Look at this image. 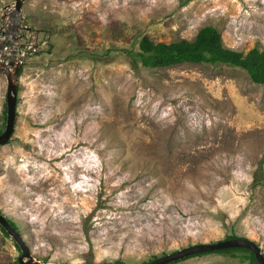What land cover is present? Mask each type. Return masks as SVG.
Masks as SVG:
<instances>
[{"label":"rangeland","instance_id":"1","mask_svg":"<svg viewBox=\"0 0 264 264\" xmlns=\"http://www.w3.org/2000/svg\"><path fill=\"white\" fill-rule=\"evenodd\" d=\"M13 3L0 0V43L20 42L22 61L0 212L31 255L144 264L231 234L264 255V86L230 64H131L141 38L190 41L205 26L226 48L264 51V0H24L15 28ZM5 92L0 73V131ZM16 246L0 229V264H19Z\"/></svg>","mask_w":264,"mask_h":264},{"label":"trees","instance_id":"2","mask_svg":"<svg viewBox=\"0 0 264 264\" xmlns=\"http://www.w3.org/2000/svg\"><path fill=\"white\" fill-rule=\"evenodd\" d=\"M131 57V64L134 67H136L137 63H140L145 67H164L184 62L230 64L246 70L253 82L264 86V51L252 48L244 54L242 52L226 48L222 45L220 35L217 30L211 26L202 27L196 33L194 39L190 41L186 39H179L169 43H154L147 37H143L138 42V51L131 53ZM19 74L20 71L18 72V75ZM7 220L9 224L16 229L15 224L8 218ZM0 229L4 235H7L1 226ZM236 237V235L231 234L227 236L226 239ZM16 247L18 248V246ZM235 250H241L248 253L247 264H257L253 253L244 248H228L213 252L221 253ZM201 254L204 253H198L189 257ZM113 264H123V262L121 260H116Z\"/></svg>","mask_w":264,"mask_h":264},{"label":"water","instance_id":"3","mask_svg":"<svg viewBox=\"0 0 264 264\" xmlns=\"http://www.w3.org/2000/svg\"><path fill=\"white\" fill-rule=\"evenodd\" d=\"M24 0H14V3L9 10V17L16 20V23L12 24L15 27L18 26V21L21 15V6ZM4 18V17H3ZM4 23V22H3ZM9 32H5L0 29V35L2 37ZM4 42L0 43V73L5 77L6 81V92H5V126L3 131L0 133V147L7 143L11 136L13 123L15 118L16 110V100H17V79L18 70L22 63L20 59L16 60L13 58V51L10 49L6 50L8 54L3 51ZM12 45V44H11ZM10 45V46H11ZM0 226L5 230V232L14 240L20 249V254L18 255L17 261L19 264H51L45 263L40 260L35 259L29 249L27 248L23 238L13 228L7 218L0 212ZM228 248H244L251 251L257 264H264V255L260 250V247L250 239L244 237H236L230 239H224L212 243H198L191 244L170 253L158 256L147 263L144 264H169L183 258L198 254L213 252L221 249Z\"/></svg>","mask_w":264,"mask_h":264},{"label":"built area","instance_id":"4","mask_svg":"<svg viewBox=\"0 0 264 264\" xmlns=\"http://www.w3.org/2000/svg\"><path fill=\"white\" fill-rule=\"evenodd\" d=\"M12 45H14L16 47V50L13 49V46L11 47V50L13 51V58L18 60V59H20V57H18V55H19L18 52L20 50L18 47H20V44H19V42H14ZM21 57H22V55H21Z\"/></svg>","mask_w":264,"mask_h":264},{"label":"clouds","instance_id":"5","mask_svg":"<svg viewBox=\"0 0 264 264\" xmlns=\"http://www.w3.org/2000/svg\"><path fill=\"white\" fill-rule=\"evenodd\" d=\"M11 47H12V46H10V48L8 49L9 51H10ZM5 48H6V47L3 46V51H4L6 54H8V52L6 51Z\"/></svg>","mask_w":264,"mask_h":264},{"label":"flooded vegetation","instance_id":"6","mask_svg":"<svg viewBox=\"0 0 264 264\" xmlns=\"http://www.w3.org/2000/svg\"><path fill=\"white\" fill-rule=\"evenodd\" d=\"M12 27H14L15 28V26L14 25H12ZM7 31H8V29H7ZM20 43V42H19ZM5 47V46H4ZM15 48V47H14Z\"/></svg>","mask_w":264,"mask_h":264}]
</instances>
